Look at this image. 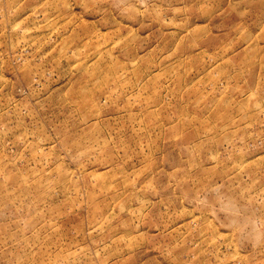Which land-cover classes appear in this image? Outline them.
<instances>
[{
    "label": "rangeland",
    "instance_id": "374dc122",
    "mask_svg": "<svg viewBox=\"0 0 264 264\" xmlns=\"http://www.w3.org/2000/svg\"><path fill=\"white\" fill-rule=\"evenodd\" d=\"M0 264H264V0H0Z\"/></svg>",
    "mask_w": 264,
    "mask_h": 264
}]
</instances>
